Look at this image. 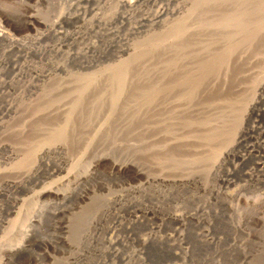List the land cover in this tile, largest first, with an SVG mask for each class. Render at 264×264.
<instances>
[{"label":"rangeland","instance_id":"374dc122","mask_svg":"<svg viewBox=\"0 0 264 264\" xmlns=\"http://www.w3.org/2000/svg\"><path fill=\"white\" fill-rule=\"evenodd\" d=\"M109 1L0 0V24L13 38L18 41L20 39L19 42L22 41L25 44L5 39L0 41V85L3 82L0 87V124L5 125L3 128L0 125L2 128L0 139L4 137L3 139L6 140L7 138L8 143L12 141L10 144L13 146L16 144L15 147L20 144L24 149L33 144L44 143L47 138L55 140V143L60 140L55 145H60L61 148L67 144L61 150L56 149L46 153L32 151V154H35L33 158H40V160L32 164L35 170L32 166L27 172L28 175L26 173L13 174L12 172L2 174L17 158L14 155H18L19 151L0 148V160H4L0 161V176H3L0 177V264H264V90L258 95V106L256 105L255 109L248 113L246 122L244 121L242 124L244 136L241 138V142L234 147V156L226 159L221 166L215 168L216 170L211 169L207 173V154L213 150L212 146L215 141L210 146L212 148L206 151L205 146L201 144L204 141L201 140V133L203 134L209 120H211V126H214L213 130H217L219 122L223 121L222 118L226 114L232 117L235 112L232 114L225 112V116L223 112L213 111V108L210 109L212 112H151L152 115L149 119L145 115L143 119L140 117L134 119L130 113H126L128 116H124L125 112L121 113L120 111L124 102L128 101L125 99L126 94L117 100H120V105L123 103L121 106L118 103H115L114 106L112 104L114 101L111 103L110 99L113 97L110 94H114V89H116V84L114 85L111 81L104 85L101 84L103 82L93 81L91 86L93 85L92 88L95 86V89H92L93 91L87 89L88 93L85 92L83 103L79 104V108L81 107L82 110H77L78 106L76 111L72 110L75 94H77L75 85L80 83L69 81L68 75L81 77L103 68L122 67L124 64L121 65L120 62L128 61L131 56H127L130 50L121 51L117 47L107 48V52L102 57L92 60L88 58L86 61L82 59L84 63L81 59L70 58L68 54L73 53L77 48L86 50L89 43L100 45L102 42H113L112 40L117 39L119 33H128L130 29L135 31L133 34L126 35L129 44L140 46L135 45L137 47L132 46V48H146L152 41V37L164 29L163 23L170 22V19L166 20L169 15L164 17V21H161L163 23L157 22L150 25L147 20L152 19L154 13H160L162 9L167 10V7L171 8L176 4L175 2H180L179 0H147L141 5L139 4L140 7L138 5L136 10H132L131 18L128 20L120 19L117 14H114L115 18L107 27L111 28V31H115V35L111 32L110 35L103 34L105 36L100 37L101 33L92 32L84 35L81 39L79 37L81 33L77 34V31L80 32L81 29H78L83 28V23L92 19L97 12L106 13L107 11L108 13L109 8L114 6L109 4ZM114 1L117 3L118 0ZM253 1V5L259 2V0ZM103 3L104 5H102ZM117 6V11L126 12L125 14L131 13L129 8L123 9L119 4ZM114 8H116V4ZM97 9L100 10L95 13ZM35 13L45 22L32 21L31 15L33 16ZM62 13L66 16H73L70 19L61 20ZM79 13L80 15H78ZM77 15L79 17L76 18ZM85 23L90 25L88 21ZM94 24L96 25L95 21ZM76 28L78 29L75 31ZM65 32L67 34H64ZM76 37L82 41L78 42ZM143 38H146L147 41H143ZM136 40L138 43H135ZM139 42L145 44L141 45ZM260 46L257 45L256 50L259 51ZM42 50L45 52L42 53ZM118 60L119 62H117ZM3 64H6L7 67ZM56 65H61L62 70L54 72ZM235 66L237 69H233V73L244 68L239 64ZM49 75L54 77L52 80L59 78V80L57 79L59 84L52 83L49 88L46 86L43 88L49 81ZM20 76L27 83L30 80L29 82L34 87H27V85L25 87L18 83L10 84L11 78L13 81H18ZM60 77L68 78L66 80L62 78L63 80L60 81ZM109 84H113L115 88L112 85L111 89ZM231 85L223 89L228 99L231 97V93H229ZM46 88L47 92L44 91ZM97 88L101 89V91L99 90L102 92L100 96ZM69 89L71 90L69 91ZM106 90L111 92L107 93L110 97L103 95ZM17 92H21V95ZM208 95H206V101L212 99L209 103L213 104V94L208 93ZM103 96L107 100H103ZM132 96L129 94L127 97ZM92 99L93 101H90ZM97 99H100L99 102ZM47 101L50 103L49 105H47ZM94 101L98 103L97 105L95 102V106L100 105L101 110L97 106L92 107L94 103L92 105L91 102ZM104 101L105 103H103ZM7 102L15 107L23 103L24 107H21L22 104L17 112H25V114H21L22 116L19 114V118L13 119V112L18 109L14 107L10 110V114ZM52 102L54 103L52 104ZM107 103H111V106H107ZM44 104L48 107L43 106ZM87 104L89 107L91 104L92 108L90 109L94 108L93 112L91 110L92 113H99L98 117L95 113L97 118L94 116L93 121L88 119L91 123L82 121L87 115L82 117L83 123L73 121L71 110L90 113V110L87 111ZM86 106L87 108H85ZM36 107H41L42 110L39 111V108ZM107 110L115 113L117 111L124 119L122 117L119 119L117 113L118 117H114L115 114L110 117L113 120L106 119ZM42 112H46L44 114L50 120L46 116L44 117ZM47 112L50 113L47 114ZM214 112L218 113L216 115L221 114V117H216ZM131 113L133 114V112ZM24 116L26 117L24 118ZM2 119H6V121ZM144 119L150 121H143ZM230 119L232 120V118ZM124 120L131 123L127 122L126 124ZM213 120L218 123L216 126ZM80 122L82 124L77 125ZM43 123L47 125L45 124V126ZM83 125L84 127H82ZM87 125L90 126L89 129L86 127ZM100 125H103L107 130L100 128ZM126 126L128 127L126 128ZM188 126L189 128H187ZM42 127H46V131H42L45 130ZM193 127L196 128V133ZM9 128L10 131L15 129L16 131L10 132ZM23 128L24 130L27 128L25 130L26 137L25 132L22 133L24 137H20L21 135L14 137L16 136L15 132L23 130ZM94 128L96 130L99 128L100 131H96ZM125 128L127 129L126 133L128 131L127 134L125 130L120 131ZM200 128L201 130H199ZM187 129L191 132L194 131V135L198 133V138L191 134L193 137L191 139L194 141L186 143L185 140H182L184 144L175 145V142L187 135ZM62 132H64L63 135L67 133L68 137L61 136ZM96 132L98 134H95ZM200 135L201 137H199ZM177 136L180 138L176 139ZM164 138L168 140L167 147H164V143H162L167 141ZM74 139L75 141H73ZM136 139L139 140L140 145L136 144L138 142ZM61 140L66 142L61 144ZM85 140L86 142L88 140V147ZM153 142L154 144L158 143L157 146ZM200 145L203 147L202 149ZM197 149L199 150L198 154H196ZM150 151L153 155L164 157L163 160L166 159L165 162H162L164 164L162 171L166 167L165 171L169 168L170 174H177L183 166H185L184 169L191 166L194 170H198L197 167L205 168V164L206 168L203 172L205 175L202 173L198 180L189 179V183L188 181L168 185L150 181L148 183V178L159 173L153 164L148 167V164L152 163L150 161L153 156L150 157ZM142 154L145 157H142ZM165 156L170 157L165 158ZM201 157L207 161L204 162L205 159ZM31 158L30 154L29 159L32 160ZM189 158L191 162L194 158L196 159L191 164L186 162V159ZM147 159L150 160L148 164ZM130 160L138 165L144 161L145 166L143 163L142 166L146 168L144 169L146 170L145 174L139 175L134 167H125L126 162ZM115 164H123V167L117 169L114 167ZM37 168L39 170L36 171ZM156 205L158 208L154 212ZM170 214H176L180 216V219L175 221V219L169 218ZM18 244L23 245L22 248L14 251L13 249Z\"/></svg>","mask_w":264,"mask_h":264},{"label":"bare ground","instance_id":"6f19581e","mask_svg":"<svg viewBox=\"0 0 264 264\" xmlns=\"http://www.w3.org/2000/svg\"><path fill=\"white\" fill-rule=\"evenodd\" d=\"M76 1L80 2V0H76ZM81 1H83V0H81ZM146 1L147 0H118L116 3L114 0L113 1L110 0L109 4H113L114 6H113V8H109L110 11L108 13H107V11H106V13L105 12H102V13L97 12L101 8L97 9L96 11L94 10L95 13L97 12V14H95L94 16L92 15L93 20L92 19L86 20L89 22L90 25H86V23H85L86 21H85L83 23V28H79V29L76 28L75 31L77 29L78 30L81 29L80 32L77 31V34L81 33V36H79L81 39L84 37V35H87V34L92 33V32L93 33H101L102 36H100V37H104L105 35L103 36V34L110 35L111 32L115 35V33H114L115 31L113 32V31H111V28L107 27L108 25H111L110 22L112 21V19L115 18L116 15H114V14H117L118 18H120V19L128 20L129 18H131L132 10L133 9L136 10V8H138L139 4L141 5V3L146 2ZM176 1H178V0H176ZM179 1L180 2H178V3L175 2L176 4L174 6H172L171 8L167 7L168 8L167 10L162 9V12L154 13L152 15V19L150 18V20H147L150 25H154L157 22L163 23L161 21H164V19L166 18L165 16L169 15V18L167 17L166 20L170 19V22L163 23L164 29L161 32L154 35V37H152V35L150 34L153 39L151 42L148 43L146 48H143V49L132 48V46L137 47L139 45L135 44L137 46H135V45L131 46L129 44V42L126 38V35L133 34L135 31L133 29H130L128 31V33L127 32H125L123 34L119 33L117 35V39L112 40L113 42H111V41H110V43H108V42L103 43L102 42V44H100V45L89 43V45H87V47H86V50H84L82 48H77V50H75L73 53L68 54L70 56V58H72L74 60L75 59H81V60L84 59V61H86V59H88V58H90L92 60L96 57H102L103 54L107 52V48H109V47H117V48L121 49V51L130 50V51H128L127 56L128 57L131 56L128 58V61L124 60V61L120 62L121 65L124 64V65H122V67H118V66L108 67L110 65L109 64L107 66L108 68L96 70V71L92 72L90 75L86 74V76H81V77H74V76L72 77V76H69L67 74L69 77V79H68L69 81H72V82L75 81L76 83H78V82L80 83V84L75 85V90H76L77 94H75L76 96L74 99L72 110L75 109V111H76L77 106H78L77 110H79L81 108V107L79 108V104L83 101V96L85 95V92L87 89H91V91H93L92 89H95V86H94V88H92L93 85L91 86V84H93V81H95V82L98 81V83L103 82V83H101L103 85H104V83L107 82V84H108L111 81L112 83H114V85L116 84L115 85L116 89H114L115 90L114 94L113 93H112L113 95L110 94L111 97H113V99H110L111 103H112V101H114L112 103L114 106H115V103L116 104L118 103L120 105V103H119L120 100L119 101H117V100L123 94L124 95L126 94L125 99L126 100L128 99V101L124 102L122 109L121 110L119 109V110L121 111V113L125 112L124 116L125 115L128 116L126 113H130V115L132 116V118L134 117V119H135V117L136 118L140 117L143 119L144 115L147 116L149 119L150 116L152 115L151 112H190V113L191 112H197V111L209 112V111H211L210 110L211 108H213L212 109L213 111L218 112V113L223 112V114L225 112H231V114H232V112L233 113L235 112L232 117H231V115H227L226 113H225L226 116L224 114L225 117L222 118L223 121H220L221 123L219 122V126H218L219 129L217 127V130H213L214 126H211L212 123H211V120H209L210 122L208 121L207 126L205 127L204 131L202 130L203 134L201 133V135H202L201 140H204V141L201 144L205 146L206 151L208 149L210 150L213 147V150L209 154H207L208 161H207V159L201 157L202 159H205L204 162L207 161V169H206V173H207L208 170L210 171L211 169H215L216 167L218 168L219 166H221V164H223V162L226 159L230 158L231 156L232 157L234 156V149H235L234 147L241 142V138L244 136V130L242 128V124L244 121L246 122L245 119H246V116L248 115V113L252 112L255 109L256 105L258 106V102H259L258 101V95L260 92H262L264 90V0H259V2L256 5H255V3L253 5V2H254L253 0H179ZM111 2H113V3H111ZM96 3H94V4H96ZM104 3H105V1H104ZM104 3L102 5H104ZM115 4H116V8H114ZM118 4L120 7H123V9H126V7L129 8L131 10V13L125 14L126 12L122 13V12H119V10L117 11L116 9H118V6H117ZM80 5H81V3H80ZM105 5L108 6L107 3H105ZM140 5H139V7H140ZM97 8H99V7H97ZM103 8H105V7L103 6ZM94 11H92V12H94ZM77 12H78V10H77ZM68 13H70V12H68ZM78 15H80V13ZM78 15L76 16V18L79 17ZM72 16H69V15L66 16L62 13V19L60 17L59 18L61 20L70 19V17H72ZM42 19L43 18L39 17V15L36 16V13L33 16L31 15V20L36 21L37 23L43 22L44 20H42ZM82 19H84V18H82ZM92 21H93V23H92ZM94 21L96 22V25L94 24ZM51 24H50V27H51ZM45 32H47V31H45ZM71 32H73V31H71ZM117 32H119V31L117 30ZM53 33H54V31H53ZM56 33H57V31H56ZM64 34H67V32H65ZM41 35H43V34H41ZM61 35L64 36L63 34H61ZM73 35H72V37L76 36V34L74 36ZM76 38H78V37H76ZM76 38H75V41H77ZM80 38H78V42H79V40H81ZM146 38H143L144 39L143 41H147ZM3 39L8 40V41H15L18 43H22V41L19 42L20 39L18 41L15 38H13V36L8 31H5L4 27L1 25L0 41ZM67 40H68L67 42H69V39H67ZM148 40H150V39H148ZM35 42H33V43H35ZM84 42H86V41H84ZM135 43H138V41L136 40ZM64 44H65V42H64ZM77 44H79V43H77ZM140 44L143 45L145 43H143V44L140 43ZM23 45H25V44H23ZM257 45H261L260 46L261 51L256 50ZM49 49L51 50V48H49ZM45 50H46V47H45ZM2 52H3V50H2ZM43 52H45V51L42 50V53ZM39 55H40V52H39ZM125 58H127V57H125ZM125 58H123V59H125ZM84 61L82 63H84ZM10 62H12V61H10ZM117 62H119V60ZM238 64L240 67L244 66V68L241 71L239 69V71L233 73L234 72L233 69H237V68H235L236 67L235 65H238ZM3 66L7 67L6 64L5 65L3 64ZM58 70H62L61 65L55 66L54 72L58 71ZM54 72H52V73H54ZM54 74H56V73H54ZM49 76H50L49 81L46 82L47 84L44 85L43 88H45V86L49 88V86H51L52 83L59 84V81H57V79L59 80V78H55L54 80H52L54 77L51 75H49ZM32 77H30V78H32ZM68 77H66V79ZM23 78H25V77H23ZM60 78H61L60 81L65 79L63 77H60ZM11 79H12V82L10 83L11 85L18 83V84L23 85V86L27 85V87L28 86L34 87V85H32L31 82H29L30 80H28V83H30V84H28L26 81L22 80L21 76L18 78V81H13V78H11ZM43 79H44V77H43ZM2 83L3 82H1V85H2ZM5 83H7V82H5ZM64 83H65V81H64ZM230 84H232L230 86V92H229V93H231V97H229V99H228L226 97V94L224 93L223 89L226 86H229ZM1 85H0V87H1ZM112 85H110V88ZM114 85H113V87H114ZM41 86H43V85H41ZM90 86H91V88H88ZM96 87H97V85H96ZM50 88H52V87H50ZM71 88H72V86H71ZM73 88H74V86H73ZM106 88H107V86H106ZM107 89H109V88H107ZM24 90H25V88H24ZM70 90L71 89H69V91ZM96 90L101 91L100 88L99 89L97 88ZM4 91H6V90H4ZM30 91H31V89H30ZM44 91L47 92V88L44 89ZM106 91L103 92L104 93L103 95H107V93L108 94L111 93L108 90H106ZM111 91L113 92V90H111ZM0 92H1V90H0ZM17 93H20V95H21V92H17ZM86 93H88V92H86ZM96 93H98V92H96ZM101 93L102 92L99 93V96ZM208 93H212L214 96V100H213L214 103L213 104L209 103L210 101H212L211 98H210L211 99L210 101H206V97L209 96ZM38 94H40V93H38ZM67 94H69V93H67ZM129 94H132L133 96L130 98L127 97ZM13 95H15V94H13ZM110 95H107L106 97H108V96L110 97ZM101 97H102V95H101ZM51 98L53 99V97H51ZM46 99L50 100L48 98H46ZM93 99L90 101H93ZM56 100H58V99H56ZM98 100H100V99H97V101ZM103 100H107V99H104V96H103ZM25 102H26V100H25ZM25 102L23 101V103H25ZM95 102L96 101L91 102L92 105L94 103V105L92 107L95 106ZM121 102H122V100H121ZM7 103L9 105V107L7 105L6 106L8 107L9 111L14 109L15 105L9 104V102H7ZM53 103L54 102H52V104ZM103 103H105V101ZM111 103L110 104L107 103L106 105L111 106ZM49 104L50 103L48 102L47 105H49ZM56 104H54V105H56ZM96 104L98 105L97 102H96ZM99 104H101V103H99ZM122 104L123 103H121V105ZM18 105H19V107H18ZM18 105L15 107L18 110H16V112H13V115H14L13 119L19 118V116H22L25 114V112L24 113L23 112H17V111H19V108L21 106L20 104H18ZM37 105H38V103H37ZM45 105L46 104H44L43 106H45ZM84 105H86V104H84ZM89 105H90V107L87 104V106H88L87 111L90 110V113L92 115L89 112H82V111H81L82 113L79 111L73 112L71 109H70L71 110V112H70V110H68V112H70L72 114L71 115L72 120L75 122H77V121L79 122L82 120L83 116L87 115V117L83 118L82 121L83 122L84 121H90V120L93 121V118H94L96 112L92 113L94 111L93 110L94 108L90 109L92 107H91V104H89ZM80 106H82V105H80ZM87 106L85 108H87ZM99 106H97V107H99ZM21 107L23 108L24 104ZM36 108H39V111L42 110L41 107H36ZM85 108L83 107V109H85ZM99 108L101 110V107H99ZM99 108H98V110H99ZM117 109H118V105H117ZM80 110H82V109H80ZM91 110H92V112H91ZM50 111H51V109H50ZM120 111H119V113H120ZM107 112H108V110H107ZM131 112H133V114ZM44 113L46 114V112H42V115L45 117L46 115ZM48 113H50V112H47V114ZM116 113H117V111H116ZM116 113L112 112V111L108 112L106 119L112 117L114 114H115L114 117H118V116H116ZM218 113H215V116L221 117L220 116L221 114L216 115ZM10 114H11V111H10ZM59 114H62V113H59ZM97 114H99V113H96V116L98 117ZM88 115H89V117H88ZM117 115H119V117H118L119 119H121V117L124 119V117L120 116V114L117 113ZM26 116H24V118ZM59 116H61V115H59ZM130 117H127V118H130ZM46 118H49V117L46 116ZM86 118H87V120H85ZM208 118H210V117H208ZM230 118H232V120ZM6 119H2V120L6 121ZM35 119H37V118H35ZM88 119H90V120H88ZM115 119L117 120V118H115ZM148 119L147 120L144 119L143 121H145V120H146V122L150 121ZM218 119H220V118H218ZM49 120H50V118H49ZM110 120H113V118H110ZM56 121H57V119H56ZM62 121H64V120H62ZM91 121H90V123H91ZM124 121L126 124H127V122H128V124L131 123L129 121L126 122V120H124ZM131 121H132V119H131ZM188 121H190V120H188ZM191 121H192V119H191ZM29 122H31V121L29 120ZM38 122H39V120H38ZM81 122L77 123V125L78 124L81 125L83 123V122L82 123ZM121 122L124 123L123 121H120V123ZM194 122H197V120H194ZM215 122H216V120L214 121V123ZM46 123H43V125H45ZM70 123L72 124V122H70ZM94 123H96V122H94ZM120 123H118V124H120ZM149 123H151V122H149ZM191 123H193V122H191ZM40 124H42V123H40ZM71 124H69L70 127L74 125V123H73V125H71ZM216 124H218V123H215V126H216ZM205 125H206V123H205ZM1 126L3 128V126H5V125L2 124ZM51 126H53V125H51ZM75 126H76V124H75ZM120 126H121V124H120ZM192 126H193V124H192ZM82 127H84V125ZM86 127H88V125ZM89 127H88V129H89ZM101 127L104 128L103 125H100V128ZM127 127L128 126H126V128ZM2 128H0V130ZM42 128L45 129L46 127H42ZM73 128H74V126H73ZM123 128H124V126H123ZM126 128L122 129L120 131L125 130V133H126V130H127ZM187 128H189V126ZM193 128H195V127H193ZM201 128L199 130H201ZM5 129L8 130V128H5ZM5 129H4V131H5ZM38 129L40 130V127H38ZM54 129H55V127H54ZM10 130L11 129L9 128V131ZM23 130H24V128H23ZM23 130H21V129L17 130V132H15L16 134H14L16 136H14V137H17L18 135H21L20 137H22V136L24 137V134H22V133L25 132V130L24 131ZM91 130L93 131V129H91ZM97 130L100 131L99 128H97ZM105 130H107V129H105ZM12 131H16V129L12 130ZM12 131H10V132H12ZM42 131H46V129L42 130ZM56 131H57V129H56ZM92 131H91V133H92ZM187 131H188L187 135H185L181 139H179L180 137L177 136L176 139H179V141L177 140L178 142H175L173 140L174 137H173V139L171 138L175 142L174 143L175 145H178L180 143L184 144V141H182V140H185L186 143H188V142L191 143V141H194L191 139V138H193L192 135L195 137L197 136V138H198V135H199L198 133H197V135H194L197 132L196 128H195V133H194V131L191 132V130H188V129H187ZM63 133L64 132L61 133L62 134L61 136L66 135L65 137H68L67 133L64 135H63ZM91 133L89 132V134H91ZM127 133H128V131H127ZM185 133H186V131H185ZM71 134L72 133L70 131V136H71ZM95 134H98V133L96 132ZM5 135L7 137H9L7 134H5ZM9 135H10V133H9ZM76 135H78V134L76 133ZM81 135H83V134H81ZM81 135H80V137H81ZM201 135L199 137H201ZM215 135H216V137H215ZM85 136H86V134H85ZM25 137H26V132H25ZM32 137H34V136H32ZM95 137H97V136L95 135ZM103 137H106V136H103ZM138 137H139V135H138ZM3 138L4 137H2L0 139V141H1L0 142V148H5V149H9V150L12 149L15 152L19 151L17 153L18 155H14V156H17V158L13 160L14 162L12 164H10V166L6 168L7 170L2 173L4 175H5V173L10 174L11 172L13 174H15V173H26L28 175L27 172L33 166L32 164H35L36 161L40 160V158H38V159L36 157L33 158V155H35V154L34 153L32 154V151L35 153L40 152V151H44L46 153V152H49L52 150L55 151L56 149L61 150L64 148V146L67 145V144L66 145L64 144V142H66V141L61 140V144H64V146L62 145L63 147L61 148L60 145H55L58 141H60V140H58L60 138L57 139L58 141L56 140L57 141L56 143H55V140H51V138H49V139L47 138V140L44 143L42 142L40 144L34 145L33 144L34 142H33L32 143L33 145H30V146H28V144H27L28 147L26 149H24V147L22 148V146H20V144H18L17 142H15V143H17L19 146L15 147L16 144L13 146V144H10L12 141L10 143H8L6 141L7 138L5 137L6 140H4ZM27 138H28V136H27ZM53 139H55V138H53ZM165 139L166 138H164V140ZM73 141H75V139ZM137 141L138 142L136 144L139 143V140H137ZM169 141L171 142V140H169ZM213 141H215V143H214L215 146L213 145L212 147H210L213 144ZM85 142H86V140H85ZM19 143H20V141H19ZM74 143H76V142H74ZM87 143H88V140H87L86 144ZM162 143H164V147H167L169 145V144L167 145L168 140L166 142L163 141ZM153 144H154V142H153ZM155 144H156V142H155ZM157 144L155 146H157ZM139 145H140V143H139ZM86 146L88 147V144ZM186 146H184V147H186ZM188 146H189V144H188ZM200 147H201V145H200ZM138 148L140 149L139 146H138ZM152 148L154 150L153 146H152ZM169 148H170V146H169ZM202 148L203 147H201V149ZM162 149H161V151H162ZM181 152H184V151L182 150ZM158 153H160V152H158ZM198 153H199V150L196 154H198ZM30 154H31L32 160L29 159ZM148 154H150V153H148ZM151 155H153L152 152L150 154V157H151ZM153 156L151 157V161L149 160L150 162H152L151 164H148L150 162L147 159L148 167H149V165L153 164V166L156 167L155 170L159 171V173L154 174L153 176L148 178V183L150 181L151 183H156V184L160 183L163 185L164 184L168 185V184H175V183H186L189 179L190 180H198L206 168L205 164H204L205 168L200 169V167H197V168H199L198 170L197 169L194 170V168L191 166H190V168L187 167L186 169H184L185 166H183L181 168L180 172H178L177 174H174V173L170 174L171 172H169L170 170L168 167H167L168 168L167 171H165L166 167H164V171H162V169H163L162 166H164V164H162V162H165L166 159H164L165 160L164 161L163 160L164 157L155 156V155H153ZM41 157H42V154H41ZM142 157H145V156H143V154H142ZM166 157H170V156H165V158ZM172 157H174V156H172ZM140 158H141V156H140ZM195 159L196 158H194V160ZM199 160H201V159H199ZM0 161H4V160H0ZM139 161H141V160L139 159ZM172 161H175V159L174 160L172 159ZM182 162H184V160H182ZM186 162L192 164L190 158L186 159ZM126 163H127V165L125 167H134L135 171L139 175L145 174L146 170H144V169H146V168L145 167L143 168L142 163L140 165H138L137 163L133 162L132 160L127 161ZM126 163H124V164H126ZM195 163H196V161H195ZM197 163H199V161H197ZM144 164L145 163H143V165ZM39 165H40V163H39ZM39 165L37 164V166H39ZM188 165H190V164H188ZM201 166H203V165L201 164ZM114 167L117 169H120L121 167H123V164H115ZM157 167L160 169H158ZM33 168H34V166H33ZM38 168L36 169V171L40 169V168L39 169ZM191 168H193V169H191ZM34 170H35V168H34ZM32 175H34V174L32 173ZM0 177H3V176H0ZM7 177H9V176H7ZM9 183H10V181H9ZM188 183H189V181H188ZM157 208H158V206L156 205L154 212L156 211ZM154 212H152V213H154ZM169 218L175 219V221H176V220L180 219V216H178L176 214H170ZM20 244H18V246L16 245V247L13 250L16 251V250L22 248L23 245H20ZM96 264H98V263H96Z\"/></svg>","mask_w":264,"mask_h":264}]
</instances>
